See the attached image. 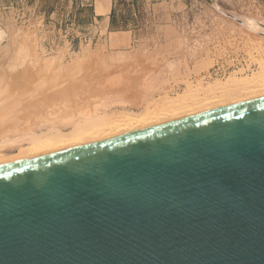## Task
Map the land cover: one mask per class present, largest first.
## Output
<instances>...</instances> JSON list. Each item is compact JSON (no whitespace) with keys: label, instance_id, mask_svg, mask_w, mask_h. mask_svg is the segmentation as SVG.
Wrapping results in <instances>:
<instances>
[{"label":"water","instance_id":"obj_1","mask_svg":"<svg viewBox=\"0 0 264 264\" xmlns=\"http://www.w3.org/2000/svg\"><path fill=\"white\" fill-rule=\"evenodd\" d=\"M0 264H264V98L0 166Z\"/></svg>","mask_w":264,"mask_h":264},{"label":"rangeland","instance_id":"obj_2","mask_svg":"<svg viewBox=\"0 0 264 264\" xmlns=\"http://www.w3.org/2000/svg\"><path fill=\"white\" fill-rule=\"evenodd\" d=\"M112 2L116 24L110 29L106 22ZM92 6L99 18L79 23L89 18V11L79 10ZM261 65L264 0H0V111L25 95L20 106L5 113L9 119L32 120L52 96L62 100L61 95L74 96V103L66 102L72 108L83 101L91 109L105 103L114 120L128 112L144 114L147 106L162 110L185 97L192 103L209 96L212 100L205 104H221L230 100L221 92L223 84L239 87L246 80L250 86L263 75ZM54 89L61 91L54 95ZM253 89L239 91V98L234 95L241 99L243 92L263 90ZM73 92L80 93L78 102ZM234 95L231 99L238 100ZM112 113L116 116L111 118ZM21 140L0 147V163L27 149V140Z\"/></svg>","mask_w":264,"mask_h":264},{"label":"bare ground","instance_id":"obj_3","mask_svg":"<svg viewBox=\"0 0 264 264\" xmlns=\"http://www.w3.org/2000/svg\"><path fill=\"white\" fill-rule=\"evenodd\" d=\"M1 32H2V30H1ZM261 66H262L261 72H263L264 71V65H261ZM260 75L258 74L256 76V78L253 79L254 81L252 79H251L252 81L250 80L253 84V85L251 84L252 86L251 85L247 86L250 82L246 83V80H245V83H240L242 85L239 84L240 85L239 87L238 86L234 87L236 83L234 84L233 87H227L228 86L227 83H226L227 86H224V84H223V87L220 84V86L222 87L221 92H223V94H225L227 96V97L225 96V99H230L228 101L226 100V102L223 99L222 102L224 101V103H221L220 102L221 100H218L221 104H215L216 101H215V103L212 102L213 104L210 103L211 101L210 102L208 101L209 104H205L204 102H206L209 99V96H208L207 100L205 99L206 101L204 100V98L202 99L204 101H201V98H199V97H197L198 100H195V101H193V99L192 100L189 99V102L193 101L192 103H188V99H186V97H185V99L173 101L172 103H170L172 106L167 105V107L165 106L166 108H163L162 110L159 107H158L159 109H155L156 108L155 107V108H153V110H156V111H153L152 109H149L150 108L149 106H147L148 109L150 111L151 110L152 111L150 112L147 109V110H144L145 111L144 114L138 115L139 114L138 113L137 116L129 115L132 112L131 113L128 112L129 114L126 112L128 115L127 114L124 115L125 112L123 111L124 114L123 113L122 114L124 115V117L122 116V119H119L117 117L120 115L115 117L116 116L115 113H112L113 115L110 114L111 118H112V116L115 115L114 117L117 120H114V118L110 119L108 117L109 113L108 114L106 113V109L108 107L106 106L105 103L96 104L95 108L91 109L90 106L89 107L87 106L88 105L87 103H86L87 105L84 104V101H83L84 98H83V100H82V98L81 99L79 98L80 101L81 100L83 101V104L76 100V98L79 96L80 93H78V95H75V93L73 92L74 95L76 96L75 100L78 103H80L79 106H78L77 102H75V105L77 104L76 105L77 107L73 105L74 108H72V106L70 107L69 104L67 105L66 104L67 100L69 101L71 98L69 97L67 99L66 95H65L66 99L63 98V96L61 95L62 100H60L61 99L60 97L52 96L51 97L52 99H55V100L57 99L56 103H55L54 100L51 101V98H50V100H48L46 98V96L48 94H46L45 98L48 100V103L46 102V104H47V107H48V105H49V107L47 108L45 106V103L41 102L43 104V105L40 104L41 107L45 106V108L43 110L39 108L40 113H38V111H36L37 112L36 114H38V116L35 114L36 116L35 117L33 116L32 120L29 119L30 121L29 120L27 121L24 118L23 120H25V122H24L25 124L24 123L21 124V121H23V120H19V117L13 116V119H9L8 115L5 113L8 112L10 110V108L13 109L14 107L20 106L17 104H19L20 100L23 99V97H22L24 95V92H23V94H21L22 96L18 100L16 99L15 102H12V104H9L10 106L8 108L0 111V125L3 124V127L0 128V138H1V136L3 138V139H1L2 141L0 140V145L2 144L0 147H5L8 144L7 142H10V145H11L12 144L11 142L14 141L15 139H16L15 140L16 142H17V140L26 139L28 142V144H27L28 147H26L27 149H24V150L22 147H19L20 149L22 148L20 151V155H18L16 157V155L19 154V152H18L15 155V157H16L15 159L0 163V166L10 164V163H16V162L24 161L27 159L36 158V157H41V156L52 154V153L62 152V151H66V150H69L72 148L87 146V145H91V144H95V143L119 138V137L126 136L129 134H133V133L145 130V129H149V128H152L155 126L163 125V124L169 123L171 121L184 119V118L191 117L193 115H197V114H201V113H206V112L212 111L214 109L230 106V105H233L236 103L247 102V101H252L255 99L264 98V73H263V75L262 74H260ZM238 83H239V81H238ZM56 85H58V84H56ZM56 85L53 84V86H51V87L52 88L54 86L56 87ZM220 86H218V88ZM250 88L252 90H254L253 88H258V89L263 88V90H257L254 92L252 91L253 93H250L251 95L248 92H246V93L243 92V95H244V93L245 94L248 93V96L243 97V95H242V98L240 97L241 99H238L239 96H237L236 94L239 95V93H238L239 91L248 90ZM30 90H33V89H30ZM48 90L49 89H47V91ZM59 91H61V90H59ZM59 91L57 90L54 93V95L56 93H59ZM70 91H72V90H70ZM30 92L32 94L35 91L34 92L30 91ZM30 92H28V93H30ZM51 92H53V91L51 90ZM211 92L214 94L213 91H211ZM36 93H38V92H35V94ZM215 93H217V92H215ZM219 93H220V91H219ZM31 94H29V96ZM32 95H31V97H32ZM233 95L238 100H236L235 98L231 99V97ZM228 96H229V98H228ZM221 97H222V93H221ZM221 97H220V99H222ZM34 98H36V97H34ZM58 98H60V99H58ZM73 98H74V96H73ZM216 98L219 99L218 95L216 96ZM72 99L70 100V102H72ZM104 99H107V98H104ZM63 100L65 102L64 105L62 104ZM209 100H212V99H209ZM218 101H217V103H218ZM50 102H52V105ZM201 102L204 103L205 105L203 104V106H200V107L198 106L199 108H195V109L190 108V107H193L194 104L201 103ZM67 103H69V102H67ZM72 103H74V102H72ZM35 104H36V102H35ZM37 104H38V107H40L39 102ZM37 104H36V106H37ZM57 104H58V106H57ZM191 104H193V105H191ZM38 107H36V108L38 109ZM75 107L77 109H75ZM45 109H49V110H45ZM24 117H25V115H24ZM30 117H32V115L29 116V118ZM8 123L10 126L7 125ZM23 124H24V126H23ZM64 128L65 129L68 128V129H70V131L65 133V132H63ZM37 130H40L42 132L40 134H37ZM10 135H13L17 138L12 140L13 138H11ZM18 143L21 144L23 142L21 140ZM4 144H6V145L3 146ZM0 149H2V148H0ZM5 155H7V154H5ZM9 155H11V154H9ZM2 158H3V156H2Z\"/></svg>","mask_w":264,"mask_h":264},{"label":"trees","instance_id":"obj_4","mask_svg":"<svg viewBox=\"0 0 264 264\" xmlns=\"http://www.w3.org/2000/svg\"><path fill=\"white\" fill-rule=\"evenodd\" d=\"M85 11H89V18L87 20L79 19V23L88 24V23H91L95 18H99V16L96 15L94 6L82 8L79 10V12H85ZM110 18H111L110 29H112L113 26L116 24V11L114 8L112 9Z\"/></svg>","mask_w":264,"mask_h":264},{"label":"crops","instance_id":"obj_5","mask_svg":"<svg viewBox=\"0 0 264 264\" xmlns=\"http://www.w3.org/2000/svg\"><path fill=\"white\" fill-rule=\"evenodd\" d=\"M112 9H113V2H112L111 12H112ZM111 12H110V14H111ZM110 24H111V18H110V16H108V20H107V22H106V26H107V28H108V27L110 28Z\"/></svg>","mask_w":264,"mask_h":264}]
</instances>
